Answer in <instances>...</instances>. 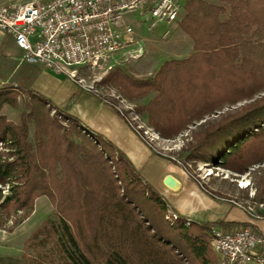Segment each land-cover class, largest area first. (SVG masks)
I'll return each mask as SVG.
<instances>
[{
	"label": "trees",
	"instance_id": "obj_1",
	"mask_svg": "<svg viewBox=\"0 0 264 264\" xmlns=\"http://www.w3.org/2000/svg\"><path fill=\"white\" fill-rule=\"evenodd\" d=\"M184 7L180 27L192 40L191 55L166 61L149 77L116 69L100 84L135 104L151 97L135 111L166 140L248 100L239 111L199 125L182 162L186 169L188 162L205 161L244 175L264 164V0H187ZM94 94L133 127L115 102ZM21 95L45 107L42 117L26 116L35 118L34 144L28 118L18 125L1 113L6 104L17 107ZM259 184L264 203V175ZM43 196L61 229L46 221L31 239L46 244L61 231L62 264H218L212 228L250 225L165 219V198L113 142L29 86L0 83L1 226L27 219Z\"/></svg>",
	"mask_w": 264,
	"mask_h": 264
},
{
	"label": "built area",
	"instance_id": "obj_2",
	"mask_svg": "<svg viewBox=\"0 0 264 264\" xmlns=\"http://www.w3.org/2000/svg\"><path fill=\"white\" fill-rule=\"evenodd\" d=\"M183 9L181 0L12 2L0 6V32L14 40L22 51L23 62L39 65L88 88L82 84L79 70H111L120 59H140L137 25L153 31L162 23L177 24ZM135 16H139L136 23ZM169 34L167 30L163 36ZM136 128L150 145L166 140L147 124ZM178 217L170 208L166 218ZM210 243L221 264H264V236L251 225L235 229L213 227Z\"/></svg>",
	"mask_w": 264,
	"mask_h": 264
},
{
	"label": "rangeland",
	"instance_id": "obj_3",
	"mask_svg": "<svg viewBox=\"0 0 264 264\" xmlns=\"http://www.w3.org/2000/svg\"><path fill=\"white\" fill-rule=\"evenodd\" d=\"M30 1L45 0H0V6L12 2L25 3ZM181 1L185 6L187 0ZM185 14L186 10L184 7L180 17L181 20L177 24L180 25ZM134 19L136 23L139 20V16H135ZM156 30H169L170 34L167 37L157 36L151 40H148L147 34H143L142 37L144 39L142 37L140 38V50H142V57L140 59L127 62H124V59H120L119 64L111 70L101 69L94 72L90 70L78 71V76L84 80L82 84L90 89L94 88V92L111 102H115L118 109L126 114L134 128L138 124L148 125L147 117L140 114L139 116L135 111V106L136 104L147 103L151 97L139 100L135 104L123 98V94L118 88L111 84L101 85L100 82L116 69H120L139 78L153 76L166 61L183 59L194 52L192 40L180 26L162 23ZM13 44L15 46L14 41H8V36L0 32V83L13 82L15 84L31 85L28 80L31 77L30 74L34 72H31L28 64L23 63V54L21 52L15 53L11 50ZM248 102L247 100L225 106L219 114L209 116L205 120L197 122L196 125H190L187 130L183 131L175 139H159L154 145H150L144 141L158 154L163 155V157L171 161L173 160L175 162L174 164L181 167L182 171L215 201L226 204L233 203L234 206L239 207L242 211L244 210L252 218L264 219V203H261L258 198V187L264 175V164L253 165L249 172L244 175L237 174L205 161H199L196 164L188 162L186 164L187 169L182 165L186 157V153H183V150L189 142H192L193 132L199 131V125L208 121L220 120L222 116L235 113ZM1 113L10 121L21 125L23 117H26L29 113H34V117L44 116L45 107L38 104L35 100L28 99L26 95H21L17 107L6 104ZM53 114L54 111L52 112ZM34 117H26L28 118L30 126L29 141L32 144L35 142ZM142 135L144 136L143 132ZM142 139L144 138L142 137ZM3 192L8 194L10 192L9 188L3 187ZM167 216H165V219H167ZM46 221L50 223V226L55 228L61 227L56 209L51 200L47 196H43L36 200L33 213L24 221L21 222L20 219L16 220L12 218L7 220L4 226L0 224V264H62L59 249L63 245V240H60V236L62 235L61 231L57 237L52 238L46 244L42 241L44 239L43 237H41L43 239L39 240L31 239L34 232ZM211 247L218 257V264H221L218 253L212 244Z\"/></svg>",
	"mask_w": 264,
	"mask_h": 264
},
{
	"label": "crops",
	"instance_id": "obj_4",
	"mask_svg": "<svg viewBox=\"0 0 264 264\" xmlns=\"http://www.w3.org/2000/svg\"><path fill=\"white\" fill-rule=\"evenodd\" d=\"M174 26L180 25L174 24ZM156 29L149 31L145 25H137L136 40L139 46L143 34H147L148 40H151L157 36H163L166 31ZM10 40L14 41L8 36V41ZM11 50L22 54L16 44L12 45ZM28 65L34 73L30 74L28 82L31 85L27 86L113 142L130 159L143 179L153 186L165 198L169 207L180 216L201 223L219 221L249 223L257 227L256 230L264 236V219L252 218L244 210L234 206L232 202V204H226L209 197L182 171L181 167L161 157L150 147L109 102L101 100L88 88H84L69 78L57 76L39 65ZM168 176H172L177 182L175 188L165 185L164 181ZM215 227L236 228L232 226Z\"/></svg>",
	"mask_w": 264,
	"mask_h": 264
},
{
	"label": "water",
	"instance_id": "obj_5",
	"mask_svg": "<svg viewBox=\"0 0 264 264\" xmlns=\"http://www.w3.org/2000/svg\"><path fill=\"white\" fill-rule=\"evenodd\" d=\"M170 180L173 181V180H175V179H174L172 176H168V177H166L164 183H165L166 186L172 187V186L169 185V181H170Z\"/></svg>",
	"mask_w": 264,
	"mask_h": 264
},
{
	"label": "bare ground",
	"instance_id": "obj_6",
	"mask_svg": "<svg viewBox=\"0 0 264 264\" xmlns=\"http://www.w3.org/2000/svg\"><path fill=\"white\" fill-rule=\"evenodd\" d=\"M169 185L172 186L173 188H175L177 186V182L175 180H170L169 181Z\"/></svg>",
	"mask_w": 264,
	"mask_h": 264
}]
</instances>
